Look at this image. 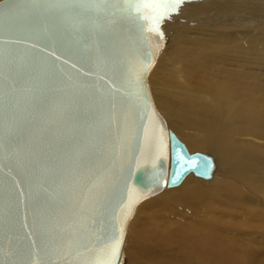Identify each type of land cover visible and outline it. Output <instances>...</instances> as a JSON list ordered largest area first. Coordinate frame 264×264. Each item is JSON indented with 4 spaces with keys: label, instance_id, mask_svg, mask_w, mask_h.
I'll return each instance as SVG.
<instances>
[{
    "label": "water",
    "instance_id": "1",
    "mask_svg": "<svg viewBox=\"0 0 264 264\" xmlns=\"http://www.w3.org/2000/svg\"><path fill=\"white\" fill-rule=\"evenodd\" d=\"M136 2L0 0V264H98L114 238L121 264L140 202L211 178L155 107L166 37Z\"/></svg>",
    "mask_w": 264,
    "mask_h": 264
},
{
    "label": "bare ground",
    "instance_id": "2",
    "mask_svg": "<svg viewBox=\"0 0 264 264\" xmlns=\"http://www.w3.org/2000/svg\"><path fill=\"white\" fill-rule=\"evenodd\" d=\"M161 29L153 102L214 170L136 206L121 264H264V0H184Z\"/></svg>",
    "mask_w": 264,
    "mask_h": 264
},
{
    "label": "snow or ice",
    "instance_id": "3",
    "mask_svg": "<svg viewBox=\"0 0 264 264\" xmlns=\"http://www.w3.org/2000/svg\"><path fill=\"white\" fill-rule=\"evenodd\" d=\"M83 3L92 4L97 7L109 0H82ZM184 0H137L135 4V14L142 20L146 21L145 31L153 32L162 38V32L159 31V26L164 19L168 18L174 12H178ZM147 10V12L142 11ZM179 155V154H178ZM179 166L185 170L206 167L207 163H198L197 158H185L179 156ZM120 239L114 238L109 245L102 250L98 264H115V260L119 256Z\"/></svg>",
    "mask_w": 264,
    "mask_h": 264
}]
</instances>
